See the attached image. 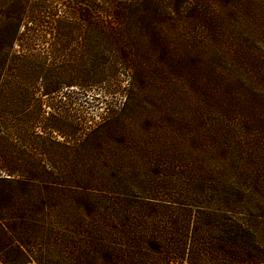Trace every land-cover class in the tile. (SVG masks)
I'll use <instances>...</instances> for the list:
<instances>
[{
	"label": "trees",
	"instance_id": "16d2710c",
	"mask_svg": "<svg viewBox=\"0 0 264 264\" xmlns=\"http://www.w3.org/2000/svg\"><path fill=\"white\" fill-rule=\"evenodd\" d=\"M28 263L264 264V0H0V264Z\"/></svg>",
	"mask_w": 264,
	"mask_h": 264
},
{
	"label": "rangeland",
	"instance_id": "374dc122",
	"mask_svg": "<svg viewBox=\"0 0 264 264\" xmlns=\"http://www.w3.org/2000/svg\"><path fill=\"white\" fill-rule=\"evenodd\" d=\"M80 91V92H79ZM71 95H73L75 97V100H77L78 102H81L82 104H97L101 105V107H104V105H102L101 103H99L100 101L103 103V101H114V102H118L119 101V96H110L109 94H103L97 91H82V90H76L75 93H72ZM105 103V102H104ZM92 110V109H90ZM28 264H34V263H28Z\"/></svg>",
	"mask_w": 264,
	"mask_h": 264
}]
</instances>
